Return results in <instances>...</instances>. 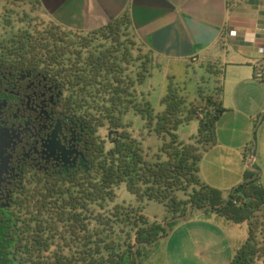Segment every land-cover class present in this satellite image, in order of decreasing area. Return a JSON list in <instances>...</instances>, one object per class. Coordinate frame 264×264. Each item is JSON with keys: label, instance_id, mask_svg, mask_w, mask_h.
Wrapping results in <instances>:
<instances>
[{"label": "trees", "instance_id": "1", "mask_svg": "<svg viewBox=\"0 0 264 264\" xmlns=\"http://www.w3.org/2000/svg\"><path fill=\"white\" fill-rule=\"evenodd\" d=\"M152 70L126 13L81 32L43 18L39 0H0V93L26 121L43 120L51 108L72 132L75 156L27 168L8 187L0 203V264H135L134 247L167 232L141 213L150 201L162 204L168 219L211 206L207 211L246 223L247 238L229 264H264V189L256 173L245 172L226 196L199 175L225 111L218 86L190 97L185 80L168 76L155 110L139 90ZM130 111L143 121L140 134L162 140L155 151L133 135ZM193 119L197 133L179 140L177 127ZM121 185L137 207L115 201ZM144 249H137L139 263Z\"/></svg>", "mask_w": 264, "mask_h": 264}, {"label": "crops", "instance_id": "2", "mask_svg": "<svg viewBox=\"0 0 264 264\" xmlns=\"http://www.w3.org/2000/svg\"><path fill=\"white\" fill-rule=\"evenodd\" d=\"M39 3L43 18L72 31L96 30L126 13L136 41L153 59L150 79L160 71L163 88L168 76L189 69L218 81L203 89L210 93L218 86L225 111L215 124V143L200 161V178L226 196L251 170L264 189V82L255 78L257 65L264 64V0ZM168 217L165 212L156 223L166 226ZM170 223V233L155 244L164 246V264H229L247 238L246 223H233L215 211L192 209L189 218Z\"/></svg>", "mask_w": 264, "mask_h": 264}, {"label": "flooded vegetation", "instance_id": "3", "mask_svg": "<svg viewBox=\"0 0 264 264\" xmlns=\"http://www.w3.org/2000/svg\"><path fill=\"white\" fill-rule=\"evenodd\" d=\"M18 89V86H17ZM0 93V203L8 187L27 168L53 166L57 159L71 163L72 132L59 126L49 112L35 123L22 114L15 116ZM14 115H13V114ZM31 121V122H30ZM55 159V160H54Z\"/></svg>", "mask_w": 264, "mask_h": 264}, {"label": "rangeland", "instance_id": "4", "mask_svg": "<svg viewBox=\"0 0 264 264\" xmlns=\"http://www.w3.org/2000/svg\"><path fill=\"white\" fill-rule=\"evenodd\" d=\"M203 74L199 73L197 76L193 72V69H189L183 73H179L175 76L176 79L179 80H185L187 84V90L188 94L193 96V94L197 95L199 90H205L207 88H210L211 81L207 79V76L204 77ZM165 88L162 87V80H161V72L156 70L153 73V77L150 79L148 78L145 82H143L139 86V90L144 94V97L149 101L153 109L159 110V100L160 97L165 93ZM201 88V89H200ZM160 94V97H159ZM194 95V96H195ZM125 119L129 122H131L132 125V133L133 135L140 137L142 136V140L144 145L150 146V149L152 151H155L161 144L162 140L155 137L154 135H147L146 132L143 134H140L143 126V121L140 118V116L135 115L132 111L128 112L125 116ZM198 128V121L196 119L191 120L187 124H181L177 127L175 134L177 135V138L181 141H188L191 139L192 136H194L197 133ZM3 147V143H0V149ZM209 176H214L212 172L209 170ZM235 187V186H234ZM233 187V188H234ZM116 199L115 201L117 203H124L127 205L132 206H138V203L136 202L133 195H131L124 185L119 186V188L116 189ZM142 212L145 215V217L148 220H151V222H157L161 221L165 216V209L162 204L150 201L141 204ZM172 224V223H169ZM170 228V225H169ZM158 243L156 246L149 245V247H144L143 255H140V263L139 264H164V250L162 246H159Z\"/></svg>", "mask_w": 264, "mask_h": 264}, {"label": "water", "instance_id": "5", "mask_svg": "<svg viewBox=\"0 0 264 264\" xmlns=\"http://www.w3.org/2000/svg\"><path fill=\"white\" fill-rule=\"evenodd\" d=\"M254 148H255V142H254ZM254 148H253V152H254ZM192 209H195V210H198V211H206V210H210L211 209V206H206L202 209H197L196 207H189L187 209V213H186V216L185 217H176L174 219H171L167 224H166V230H167V234L170 233V228H169V223L171 221H175V220H179V219H183V218H189L190 217V214H191V211ZM166 238V236L164 237H161V238H158L156 241H154L152 243V247L155 246V244L159 241H161L162 239ZM140 246H143V247H149L147 243H141V244H137L135 247H134V257H135V264H138L139 263V260L137 258V249L140 247Z\"/></svg>", "mask_w": 264, "mask_h": 264}, {"label": "built area", "instance_id": "6", "mask_svg": "<svg viewBox=\"0 0 264 264\" xmlns=\"http://www.w3.org/2000/svg\"><path fill=\"white\" fill-rule=\"evenodd\" d=\"M255 78L264 82V64L263 65H257ZM255 264H259L258 262Z\"/></svg>", "mask_w": 264, "mask_h": 264}]
</instances>
